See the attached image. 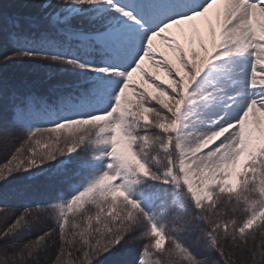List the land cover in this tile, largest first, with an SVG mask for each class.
Returning <instances> with one entry per match:
<instances>
[{
	"label": "snow or ice",
	"instance_id": "1",
	"mask_svg": "<svg viewBox=\"0 0 264 264\" xmlns=\"http://www.w3.org/2000/svg\"><path fill=\"white\" fill-rule=\"evenodd\" d=\"M9 2L0 264H264V0Z\"/></svg>",
	"mask_w": 264,
	"mask_h": 264
},
{
	"label": "trees",
	"instance_id": "2",
	"mask_svg": "<svg viewBox=\"0 0 264 264\" xmlns=\"http://www.w3.org/2000/svg\"><path fill=\"white\" fill-rule=\"evenodd\" d=\"M3 1L4 0H0V2H3ZM6 4H7V6H9L10 3L7 1ZM3 9H4L5 12H9L10 13V12L15 10V6L13 4L10 5V8H7V7L3 6ZM177 39L180 41V43L186 49L188 48V46H189L188 42H187L186 38L184 36H182V34L179 33ZM158 49H159L158 52L163 54V56L166 57L172 64H177V61L175 59V55L171 52V50L166 45L160 44ZM144 67L146 69L145 65H144ZM147 70L152 71V72H156V70L154 68L147 69ZM7 71L12 72L14 70L8 69ZM15 71H17V70H15ZM20 72H26V73L35 75L37 78H42L43 75H44L42 72H39V71H36V70H31V72H30V70L22 69ZM156 74L160 77L161 80L167 81L168 78L164 75L163 72H157ZM134 79L139 80L140 79V74L139 73L134 74ZM145 87H147V85H145ZM149 91H152V89H149ZM15 143H16L15 141H10V142L7 141V142H3L2 144H0V155L2 154L3 156H5L4 158L2 157V155L0 156V165H2V164L7 162V159L9 158V153L13 150V144H15ZM81 155L82 156H86V154H84V153H82ZM55 164H56V162L53 161L52 162L53 167L55 166ZM49 170L51 171L52 169H49ZM26 176L27 175L24 174L23 177H18L16 180L11 181V184L27 183L28 180H27ZM40 191H42V189H38V193ZM0 226H2V223H0ZM113 260H114V257H104L100 261H98V264H113Z\"/></svg>",
	"mask_w": 264,
	"mask_h": 264
},
{
	"label": "rangeland",
	"instance_id": "3",
	"mask_svg": "<svg viewBox=\"0 0 264 264\" xmlns=\"http://www.w3.org/2000/svg\"><path fill=\"white\" fill-rule=\"evenodd\" d=\"M7 1L9 2V0H4L3 2H0V4H2L3 6H5L7 8H10L11 3L9 2L10 4H9V6H7V4H6ZM222 9H223V5L222 4L214 5L213 9L210 10V12L207 14L206 17L197 18L196 20L192 21V25L194 26V28H196L200 32L201 35H205V33L207 31V28H208V20L209 19L212 21L214 26L218 27L217 20H216V13L218 11H221ZM179 26H181L182 32L187 33V27H186L185 24H182V25H179ZM175 27L176 26H173V28L171 29L172 34L175 32ZM11 70H14V71L15 70L19 71L20 70L21 71L22 69H11ZM3 142H7V141L0 140V144H2ZM2 157L4 158L5 156L2 155ZM26 175L28 176V174H26Z\"/></svg>",
	"mask_w": 264,
	"mask_h": 264
}]
</instances>
